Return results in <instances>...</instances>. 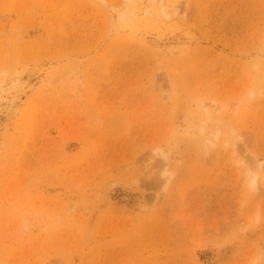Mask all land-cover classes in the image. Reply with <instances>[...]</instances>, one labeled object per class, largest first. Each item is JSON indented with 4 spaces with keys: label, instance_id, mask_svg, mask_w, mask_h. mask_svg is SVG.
<instances>
[{
    "label": "rangeland",
    "instance_id": "1",
    "mask_svg": "<svg viewBox=\"0 0 264 264\" xmlns=\"http://www.w3.org/2000/svg\"><path fill=\"white\" fill-rule=\"evenodd\" d=\"M0 264H264V0H0Z\"/></svg>",
    "mask_w": 264,
    "mask_h": 264
},
{
    "label": "bare ground",
    "instance_id": "2",
    "mask_svg": "<svg viewBox=\"0 0 264 264\" xmlns=\"http://www.w3.org/2000/svg\"><path fill=\"white\" fill-rule=\"evenodd\" d=\"M168 178V177H167Z\"/></svg>",
    "mask_w": 264,
    "mask_h": 264
}]
</instances>
